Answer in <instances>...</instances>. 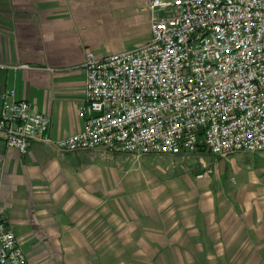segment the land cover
Wrapping results in <instances>:
<instances>
[{"label":"crops","instance_id":"obj_1","mask_svg":"<svg viewBox=\"0 0 264 264\" xmlns=\"http://www.w3.org/2000/svg\"><path fill=\"white\" fill-rule=\"evenodd\" d=\"M142 6L0 0V63L28 65L0 68V106L2 92L13 89L50 117L51 140L81 129L85 51L104 56L146 41L151 13ZM83 151L104 152L31 141L20 153L0 131V205L30 264H264V153L247 152L253 157L241 171L231 158L242 172L235 184L188 174L156 183L181 199L175 204L152 196L142 173L121 195L118 170Z\"/></svg>","mask_w":264,"mask_h":264},{"label":"built area","instance_id":"obj_2","mask_svg":"<svg viewBox=\"0 0 264 264\" xmlns=\"http://www.w3.org/2000/svg\"><path fill=\"white\" fill-rule=\"evenodd\" d=\"M145 6L146 41L101 57L85 51L81 129L51 140L50 117L6 89L5 145L20 153L31 141L131 154L264 151V0H146ZM7 66L28 67L0 63ZM0 264H30L1 205Z\"/></svg>","mask_w":264,"mask_h":264},{"label":"rangeland","instance_id":"obj_3","mask_svg":"<svg viewBox=\"0 0 264 264\" xmlns=\"http://www.w3.org/2000/svg\"><path fill=\"white\" fill-rule=\"evenodd\" d=\"M145 2L146 0H143V6L145 5ZM83 152L85 154H82V157L89 160L98 159L99 162L105 165L106 168L113 167L118 170L121 178V195H126L129 193L128 190L130 189L125 187V183L133 178V175L142 173V175L145 174V176L150 177V180H152L150 187L152 196H156L157 199H159L158 196L162 194L170 195L171 198L168 200V203H172L174 201L175 204L180 202L181 199L168 193V190H165L161 193L158 190L159 188L155 187V185H157L156 183L165 181V178L177 177L181 174H188L194 181L200 179L207 180L209 177L217 175L218 179L222 182L227 179L229 182L235 184V180L242 176V172L239 171H241V167H244L240 164L249 163L250 158L253 157L245 151L234 152L221 157L212 155L208 152H204L200 155L188 156L131 153L115 155L116 153L113 154L110 152ZM262 153H264V151L260 152V154ZM232 157L239 158V160H236V162L234 161L236 165L239 166V171L237 172H234L235 168L233 165L235 163L232 161ZM260 160H262V157H260ZM199 172H203L204 175L202 177H197L196 174ZM245 174L246 173H243V175ZM183 196L184 195L182 193L181 198Z\"/></svg>","mask_w":264,"mask_h":264},{"label":"bare ground","instance_id":"obj_4","mask_svg":"<svg viewBox=\"0 0 264 264\" xmlns=\"http://www.w3.org/2000/svg\"><path fill=\"white\" fill-rule=\"evenodd\" d=\"M145 4H146V2H145ZM144 9H146V6L144 5ZM140 44H142V43H140ZM140 44H137V45H140ZM137 45H135V46H137ZM134 46V47H135ZM92 51V50H91ZM93 52V51H92ZM94 53V52H93ZM95 54V53H94ZM96 55V54H95ZM97 56V55H96ZM97 57H101V56H97Z\"/></svg>","mask_w":264,"mask_h":264}]
</instances>
